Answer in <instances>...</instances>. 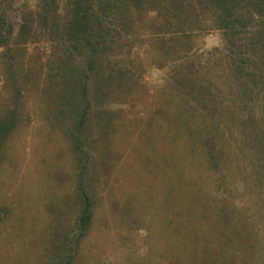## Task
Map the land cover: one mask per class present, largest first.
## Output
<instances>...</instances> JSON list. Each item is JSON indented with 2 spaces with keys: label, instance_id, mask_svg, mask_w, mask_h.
<instances>
[{
  "label": "rangeland",
  "instance_id": "rangeland-1",
  "mask_svg": "<svg viewBox=\"0 0 264 264\" xmlns=\"http://www.w3.org/2000/svg\"><path fill=\"white\" fill-rule=\"evenodd\" d=\"M0 1L15 33L22 16L38 9V0ZM56 1L55 30L64 36L69 3ZM198 9L176 25L161 16L155 25L154 10L141 13L144 24L118 41L115 52H104L105 72L87 79L90 121L73 138V110H78L73 98L79 100L73 97L63 105L59 97L63 84L84 79L81 58L66 60L63 54L71 44L60 39L64 47H57L55 33L36 25V40L17 46L22 56L16 62L21 67L17 86L25 89L16 97L2 88L5 48L0 46V109L20 113L18 127L0 145V264H264V167L254 147L256 125L248 116L255 113L264 120V100L237 98L234 80L230 93L218 92L226 89L220 80L204 90L220 110L219 133L232 152L228 160L233 168L242 162L248 173L237 166L210 169L203 159L191 162L183 153L176 159L178 172L170 164L172 134L179 124L174 110L183 112L194 98L184 75L196 82L204 75L232 78L223 73L229 69L226 36ZM147 29L157 34L150 36ZM182 29L187 33H179ZM248 49L234 50L235 57L242 59ZM119 69L129 71L131 80L112 93L127 78L116 77ZM207 119L211 137L219 119L211 114ZM242 122L247 124L245 145L238 143ZM182 139L183 134L175 138ZM79 181L94 213L83 232L77 223ZM222 207L230 216L226 246L218 243ZM241 229L246 236L238 234Z\"/></svg>",
  "mask_w": 264,
  "mask_h": 264
},
{
  "label": "trees",
  "instance_id": "trees-1",
  "mask_svg": "<svg viewBox=\"0 0 264 264\" xmlns=\"http://www.w3.org/2000/svg\"><path fill=\"white\" fill-rule=\"evenodd\" d=\"M68 3V13L62 26V31H64L63 36L62 31L61 35L55 30L58 27L56 25V17L59 11L56 0H38V9L31 11L28 15L22 16L20 27L16 33L13 24L8 21L0 1V46H4L5 48V52L2 53L1 57V68L5 73V82L2 88L6 90L8 96H19L21 90L25 89V86H22V88L17 86V71L21 67L16 62L22 57L19 51L20 47L17 46L28 43V40H36V29L34 28L36 25L37 28H44L46 26L45 28L48 31L51 29L52 31H50L55 33V38L57 39L54 38L52 40L56 43L57 47H64L65 42L71 44V50L63 52V54L65 53L66 60L71 59L73 61L77 59L79 61L81 58L82 62H84V68L81 69L84 79L81 77L79 80H69L68 83L66 82L63 86L61 85L63 91L59 95L63 99L61 101L63 105L69 104L73 97L79 100V103H76L75 98H73L74 106L78 109L73 110L75 111V118L73 127L69 133V136L73 138L77 132H83L85 127L88 126L86 124L90 121L88 110L91 102L88 99L89 89L87 79L97 76L103 73V71L105 72V68H102L101 63V59L105 56L104 52L106 54L115 52L116 46L119 45L118 41L132 35L140 23L144 24L141 13L143 11L149 13L154 10L156 13L152 19H155V25L160 21V16L165 19L164 23L176 25L185 23L184 16L188 11H199L198 8H200L204 11L203 17L213 21L215 26L226 36L227 50L230 53L229 57L227 56V67L229 69L227 68V71H223V73L226 76L231 74L232 78L226 81L227 78L223 79V75L219 77L217 75L213 77L204 75L203 81L196 82L191 76L184 75V80L189 84L191 91L194 93V98L192 102L187 101L183 112L174 110L173 118L179 124L174 127V133L172 134V146L169 155L170 164H173L171 165L172 170L177 171L176 159L183 153L184 157H187L191 162H194L195 159H203L206 162L207 168L210 169H220L221 171L228 168V166L232 169L237 166L236 169L248 173L247 166L242 165V162L240 165H234L233 168L232 162L228 160L232 152H228L227 146L223 143L229 140L219 133V125L222 123L220 110L216 108V104L213 105L212 102H208L211 100L209 96L212 93L206 92L205 94L204 90H208L210 86H217L218 80H220L219 83L222 86L225 85L226 89H218V92H221L222 95L223 92L230 93L232 80H234L236 81L234 83V88H236L234 95L237 98L242 97L249 100L258 95L260 99L264 100V0H68ZM182 30L179 33H187L184 29ZM147 32L150 36L157 34L148 29ZM56 40H59L60 45ZM231 45L236 51L240 47H249V49L242 53L244 54L242 59H237L235 57L236 52L229 48ZM11 46L16 49H13ZM121 70L119 69L116 72V77L124 75L127 78L124 81L125 83L123 81L118 83L112 93H119V88L122 90L125 87L124 85H127V82L131 80V77L128 75L129 71L123 72ZM76 73L74 69L70 74L71 76H75ZM76 82H78L77 85L74 84ZM10 85L11 91H9ZM128 87L130 88V86ZM207 94L210 95L208 96ZM180 95L182 94L178 96L180 97ZM204 95L208 98L205 99ZM234 100L237 102L235 98ZM6 101L9 100H5L3 103ZM82 104L85 105L81 106ZM212 105L214 108L211 107ZM201 109L205 110L206 114L202 113ZM210 114L211 119H219L216 122L214 121L218 127H215L216 133L211 137L207 136L206 123L208 121L207 116L209 117ZM19 116L20 113L16 112L15 109L9 110L7 107L0 109V145L18 127L20 123ZM248 116L252 118L256 125L253 128V133L255 137L257 135L258 137L257 139L254 137L256 142L254 147L258 151L257 158L261 160L259 167L263 168L264 120L259 118L255 113H250ZM201 120L202 122H200ZM233 120H236V118ZM242 121L244 122L243 119ZM243 122L241 123V130L244 133L238 139V143L243 142L245 145V137L247 139L245 126L247 124ZM233 127L235 125L231 128ZM181 134L185 136V139L177 142L175 138ZM89 156L92 157L91 154ZM219 158L220 160H224V162L220 163L218 161ZM239 161H243V159H239ZM79 186L82 193V209L77 223L79 229L83 232L89 226L94 213L92 199L83 187L82 181H79ZM187 196H192L191 192H188ZM192 202L193 200L191 199L189 206ZM227 213V210L222 207L220 213L217 214V220L222 222L221 225L220 223L218 225V232L220 233V235L218 234V243L223 246L229 244L227 241V219L230 216ZM244 229L249 231V233L247 231L246 235L249 234L250 236L252 228L246 224ZM244 229L239 230L238 234L244 235ZM232 232L234 231L232 230ZM240 248L242 250L245 249L244 246H239ZM62 263L64 264L63 260ZM65 264L70 263L67 262Z\"/></svg>",
  "mask_w": 264,
  "mask_h": 264
}]
</instances>
